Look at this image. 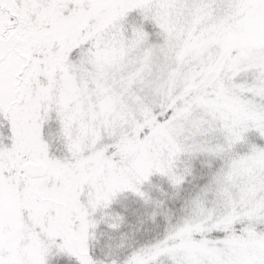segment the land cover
I'll return each instance as SVG.
<instances>
[{
  "label": "snow or ice",
  "instance_id": "1",
  "mask_svg": "<svg viewBox=\"0 0 264 264\" xmlns=\"http://www.w3.org/2000/svg\"><path fill=\"white\" fill-rule=\"evenodd\" d=\"M0 264H264V0H0Z\"/></svg>",
  "mask_w": 264,
  "mask_h": 264
}]
</instances>
